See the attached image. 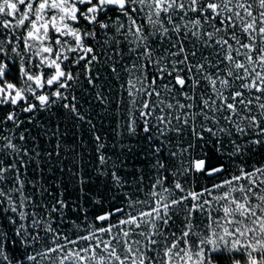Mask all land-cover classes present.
I'll list each match as a JSON object with an SVG mask.
<instances>
[{"label": "snow or ice", "instance_id": "snow-or-ice-1", "mask_svg": "<svg viewBox=\"0 0 264 264\" xmlns=\"http://www.w3.org/2000/svg\"><path fill=\"white\" fill-rule=\"evenodd\" d=\"M0 264H264V0H0Z\"/></svg>", "mask_w": 264, "mask_h": 264}]
</instances>
